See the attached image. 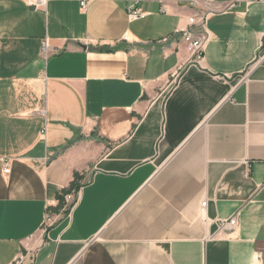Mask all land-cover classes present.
Segmentation results:
<instances>
[{
	"label": "crops",
	"instance_id": "crops-1",
	"mask_svg": "<svg viewBox=\"0 0 264 264\" xmlns=\"http://www.w3.org/2000/svg\"><path fill=\"white\" fill-rule=\"evenodd\" d=\"M162 5L0 0V264H264V0Z\"/></svg>",
	"mask_w": 264,
	"mask_h": 264
},
{
	"label": "built area",
	"instance_id": "built-area-1",
	"mask_svg": "<svg viewBox=\"0 0 264 264\" xmlns=\"http://www.w3.org/2000/svg\"><path fill=\"white\" fill-rule=\"evenodd\" d=\"M49 0H26L27 5L30 8H41ZM167 0H160L163 11L166 12L167 9L164 6ZM179 3L182 0H177ZM245 0H231L225 6L221 8L215 7L210 0H185V3L192 10V14L187 17V28L179 29L177 33H181V39L185 43L186 48L189 52L192 62H201L204 55V48L209 40L206 31V21L210 15L222 13L224 10H230L235 8L240 3ZM86 3H81V9L86 8ZM129 17L132 20H139L143 18L144 14L139 10L130 9ZM51 47L47 39L42 42V54L47 55ZM3 173L5 175L9 174L8 166H5ZM206 203L202 204V211L205 210ZM217 232L220 234H232L236 227V219L231 218L228 220H219L215 222Z\"/></svg>",
	"mask_w": 264,
	"mask_h": 264
},
{
	"label": "rangeland",
	"instance_id": "rangeland-1",
	"mask_svg": "<svg viewBox=\"0 0 264 264\" xmlns=\"http://www.w3.org/2000/svg\"><path fill=\"white\" fill-rule=\"evenodd\" d=\"M80 183H81V178L77 181V185H78V189L74 190V191H70L68 193V196L64 197L63 198V204H64V207L66 211H69L72 206L74 205L75 201H76V196H77V193L80 189Z\"/></svg>",
	"mask_w": 264,
	"mask_h": 264
},
{
	"label": "trees",
	"instance_id": "trees-1",
	"mask_svg": "<svg viewBox=\"0 0 264 264\" xmlns=\"http://www.w3.org/2000/svg\"><path fill=\"white\" fill-rule=\"evenodd\" d=\"M79 176L77 174L74 175V179L73 182L70 184V186L63 191L64 194H68L70 191H74L76 189H78V185H77V181L79 180Z\"/></svg>",
	"mask_w": 264,
	"mask_h": 264
}]
</instances>
